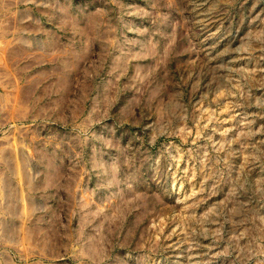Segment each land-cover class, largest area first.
<instances>
[{"label": "rangeland", "instance_id": "obj_1", "mask_svg": "<svg viewBox=\"0 0 264 264\" xmlns=\"http://www.w3.org/2000/svg\"><path fill=\"white\" fill-rule=\"evenodd\" d=\"M0 264H264V0H0Z\"/></svg>", "mask_w": 264, "mask_h": 264}, {"label": "bare ground", "instance_id": "obj_2", "mask_svg": "<svg viewBox=\"0 0 264 264\" xmlns=\"http://www.w3.org/2000/svg\"><path fill=\"white\" fill-rule=\"evenodd\" d=\"M3 159L7 163V166L11 168L10 171H9V173H7V174L10 175V177L22 175L23 177H25L29 181V183H31V179L33 178V175H31V172H29L28 169H27V166H26L27 159L25 158V156H22L20 158L13 156V159H10L9 158V155L4 154L3 155ZM8 178L9 177H3L2 178L5 182H7L6 183V186H5V188L7 189V192L10 189H12V188H10V186H12V184H9ZM9 192H10L9 194L13 195L14 190H12L13 193H11V191H9ZM9 202H10V200H9ZM9 204L12 205L11 202ZM10 205L8 207H11ZM13 205H15V204H13Z\"/></svg>", "mask_w": 264, "mask_h": 264}]
</instances>
